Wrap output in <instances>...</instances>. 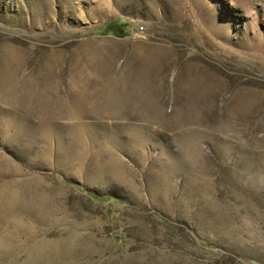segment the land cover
<instances>
[{
	"label": "rangeland",
	"instance_id": "rangeland-1",
	"mask_svg": "<svg viewBox=\"0 0 264 264\" xmlns=\"http://www.w3.org/2000/svg\"><path fill=\"white\" fill-rule=\"evenodd\" d=\"M99 1L0 0L18 93L51 71L33 90L66 100L77 73L127 78L160 111L0 98V188L21 196L0 210V264H264V0ZM76 124L110 149L81 154Z\"/></svg>",
	"mask_w": 264,
	"mask_h": 264
},
{
	"label": "bare ground",
	"instance_id": "bare-ground-1",
	"mask_svg": "<svg viewBox=\"0 0 264 264\" xmlns=\"http://www.w3.org/2000/svg\"><path fill=\"white\" fill-rule=\"evenodd\" d=\"M99 2H102V0ZM14 50L6 48L3 53L0 54V98L4 101H10L14 105H27L32 110L38 111L45 116H53L58 112L66 117H81L91 114L117 117L123 113H134L140 105L148 106L149 114H152V112L159 113L160 111L158 103L152 102L150 94H147L137 88L131 90L129 86L130 84H125L128 82L127 78H118V81H114V79L109 80L103 82L100 86L92 87L93 84L86 74L77 73L71 77L73 90L69 94V98L67 100L60 99L55 95H42V92L38 94L39 92L37 93L33 90L34 85L37 84L36 82L38 81H35L36 78H28L27 82L24 83L26 87L25 93L19 94V82L16 77L20 69L21 58H18L20 55L18 56ZM54 75L55 73L52 71L50 74L47 73L45 76L47 81L45 80V77H42L45 78V81L43 80L44 82H38V85L53 88L54 86L50 80ZM31 77H33V75ZM12 123L15 122H11L9 120L4 121L5 128L9 130ZM18 123V125H23L24 120L22 119L18 121ZM72 128L74 133L73 140H75L81 154L92 142H94L93 144H95L96 147L100 148L102 151H108L110 149L105 139L97 134L92 137L90 133L87 132L85 127H80V124L73 125ZM3 186L5 188H0V210L7 211L9 208L17 204V202L21 199V196L16 190L9 189L8 185L3 184Z\"/></svg>",
	"mask_w": 264,
	"mask_h": 264
}]
</instances>
